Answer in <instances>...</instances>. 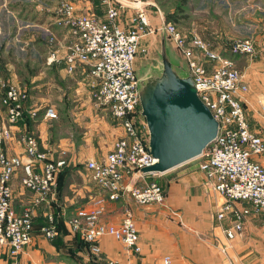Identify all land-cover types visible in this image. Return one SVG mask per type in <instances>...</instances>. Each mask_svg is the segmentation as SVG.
Listing matches in <instances>:
<instances>
[{
  "label": "built area",
  "instance_id": "built-area-1",
  "mask_svg": "<svg viewBox=\"0 0 264 264\" xmlns=\"http://www.w3.org/2000/svg\"><path fill=\"white\" fill-rule=\"evenodd\" d=\"M8 2L3 0L1 8H7ZM101 2L106 6L105 18L93 11L92 4L90 9L78 12L77 2L60 0L54 7V23L62 28L64 36L60 38L47 30V41L53 47L47 56V64L64 61L69 72L87 64L97 86L96 105L107 109L123 130V135L104 158L87 162L89 176L101 193L90 207L79 208L70 218L71 231L80 234L89 244L95 264H120L102 257L99 240L111 236L123 242L129 250L140 253V235L130 208L124 209L121 222L104 221L107 200L115 201L128 195L140 206L164 205L166 202L165 189L156 181L143 185L124 183L128 176H145L142 168L156 162L148 152L149 130L141 113L135 61L140 52L148 50L143 45L145 38L161 36L164 31L168 45L183 58L199 97L219 123L217 137L197 159L207 181L225 197L219 206L218 218L222 220L229 213L234 216L233 226L224 229L227 238L233 239L242 229L243 217L250 213L249 205L264 215V165L257 159H264V136L252 130L247 119L242 94L248 90V85L243 80V72L235 59L212 48L205 38L197 33L188 35L173 21H167L159 7L156 11L160 21L152 24L148 11L153 4L150 0ZM124 8L134 9L129 28L119 23ZM230 52L235 55L255 54L253 37L236 38ZM29 99L27 87L0 74V105L6 112V122L0 126V245L7 247L12 256L20 254L31 242L34 208L54 200L58 176L67 164L65 154L54 158L52 153L41 149L33 134L21 138L22 155H10L3 148L15 137V127L23 120ZM31 115L36 116V110H32ZM45 116L56 118V109L47 107ZM19 169L23 172L22 186L34 195L31 206L21 213L13 204L12 185V178ZM236 204L241 207L236 208ZM172 214L182 222L178 212ZM40 230L48 238L56 235L52 213ZM162 264H173L171 257L165 256Z\"/></svg>",
  "mask_w": 264,
  "mask_h": 264
},
{
  "label": "crops",
  "instance_id": "crops-1",
  "mask_svg": "<svg viewBox=\"0 0 264 264\" xmlns=\"http://www.w3.org/2000/svg\"><path fill=\"white\" fill-rule=\"evenodd\" d=\"M48 1L51 2H47L46 7L36 12L33 26L45 34H48L47 30H51L63 38L64 31L54 23V7L59 1ZM2 2L0 0L1 6ZM76 2L78 12L90 9L92 4L93 11L100 18H105L106 6L101 0H92L91 4L82 0ZM24 6L28 5L23 0H9L5 8V16L10 17V21L16 25V32L10 37L13 41H25L22 35L27 26ZM35 7L38 5L35 4ZM133 15V8H124L119 19L120 25L124 28L131 27ZM159 18L151 15L150 21L158 24ZM153 37H148L143 43L148 49L155 40ZM229 38L223 34L220 40L228 41ZM28 39L39 41L38 32L32 33ZM253 39L255 54L233 55V59L248 85L242 99L250 128L264 136V29ZM8 54L13 55L10 51ZM8 54H0V74L15 81L18 80L16 66L10 58L5 57ZM139 57L140 55L135 61L136 70ZM89 69L87 64H81L75 71L69 72L64 61L47 66L46 70L51 72L55 83L48 82L49 97L46 99L48 107L56 109V118L45 116L47 108H44V98L39 97L37 89L46 83L38 85L36 76L31 80L34 86L28 88L30 99L26 103L24 118L15 127L13 140L4 144L3 148L10 155H22L24 150L21 138L26 134H33L38 138L41 149L52 153L54 158L65 154L67 164L58 176L54 200L50 204L42 203L34 208L35 225L31 242L17 256H12L7 247L0 245V264H95L89 244L80 234L71 231L69 220L79 208L90 207L101 193L89 176L87 162L104 158L113 149L116 140L123 135V130L107 109L90 104L89 100L81 102L78 99L80 105H77L76 98H71L69 90L91 78ZM52 86L57 87L51 92ZM74 105L83 108L74 111ZM32 110H36V116L31 115ZM69 121L76 122L75 128L73 125L67 127ZM5 122V108L0 105V126ZM77 123L79 128L76 127ZM257 159L264 165L263 158ZM186 164L158 176L145 174L140 177L135 174L125 179V184L133 185H143L149 181L160 183L166 192V202L164 205L140 206L128 195L115 201L107 200L104 221L119 223L124 209L130 208L136 221L142 250L135 253L123 242L105 236L99 240L102 257L116 260L120 264H162L165 256H170L173 264H264V215L249 205L250 213L243 217L242 229L236 232L233 239L227 238L224 229L233 226L234 216L229 213L222 220L217 216L225 197L207 181L198 164L184 167ZM22 175L23 172L19 169L12 178L13 204L19 213L31 206L34 197L32 192L22 186ZM240 207L241 204H236V208ZM174 210L181 216L182 222L172 214ZM50 213L54 215L56 225V235L53 238L46 237L40 230L48 223Z\"/></svg>",
  "mask_w": 264,
  "mask_h": 264
},
{
  "label": "rangeland",
  "instance_id": "rangeland-1",
  "mask_svg": "<svg viewBox=\"0 0 264 264\" xmlns=\"http://www.w3.org/2000/svg\"><path fill=\"white\" fill-rule=\"evenodd\" d=\"M72 1L76 2V0ZM150 1L154 4L148 7L150 16L153 15L157 17L156 9L157 7L161 8L167 21H173L179 29H182L188 35L192 33L199 34L210 43L212 48L219 50L222 54L225 53L226 56L231 58H234L233 55L235 54L230 52V46L236 38L245 36L255 37L262 31V29H264V0ZM47 2L51 1L23 0V3L28 5L24 6L25 8L23 7L26 11L24 14H27L25 17V25L27 26L24 27V33L22 34L25 37V41H13L10 38L11 35L16 32L14 30L16 25H14V22H11L12 20L10 21V17L5 16L6 9L1 8L0 3V28H2V33H0V54H8V51L13 53V55L8 54L9 56L5 57L10 58L12 64H15L16 66L18 80H15V82L20 81L22 84L20 82L18 83L30 89L34 86H32L31 80L36 76L35 81L38 82V85H40L41 82L46 83L45 86L38 87L39 89H37L39 91V97L44 98L45 109L49 104L46 99L49 97V91L47 88L48 82L55 83L54 77L51 76V72L46 70L48 66L46 64V58L49 55L48 51L50 52L53 47L47 41L48 35L43 33L41 29L35 28L32 21H34L36 12H39L46 7ZM35 4H37L38 7H35ZM35 32H38L40 40H29L28 38ZM223 34L230 37L228 41L220 40L221 37H223ZM148 37L145 39L147 40ZM154 38L155 40H153ZM153 39L151 42V48L145 53L140 52L138 54V56L140 55L137 67L138 76L144 74L151 66H161V36L155 35ZM168 47L173 59L176 62H181L185 65L181 55L175 51L171 45H168ZM70 86L72 87L73 85ZM56 87L52 86L53 90L51 89V92L54 91ZM69 94L71 98H76L77 101L79 99L81 102L89 100L90 104L96 105L98 101L97 86L96 83H94V80L90 77L89 79L87 78V80H83L76 88L70 89ZM77 105H80L79 101ZM77 105H74V111L83 108ZM72 111L73 109L71 112ZM74 122L75 121H69L67 127L73 125L72 127L75 128L76 122ZM76 127L79 128L78 123L76 124ZM198 162V159L192 160V162L189 164L187 163L184 167L198 164Z\"/></svg>",
  "mask_w": 264,
  "mask_h": 264
},
{
  "label": "water",
  "instance_id": "water-1",
  "mask_svg": "<svg viewBox=\"0 0 264 264\" xmlns=\"http://www.w3.org/2000/svg\"><path fill=\"white\" fill-rule=\"evenodd\" d=\"M161 66L138 77L142 115L149 130L148 152L156 162L143 174L166 173L197 159L215 140L219 123L198 95L186 65L176 62L163 31Z\"/></svg>",
  "mask_w": 264,
  "mask_h": 264
}]
</instances>
